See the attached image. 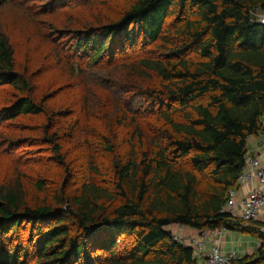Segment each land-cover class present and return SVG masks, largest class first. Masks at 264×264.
<instances>
[{
  "label": "trees",
  "instance_id": "obj_1",
  "mask_svg": "<svg viewBox=\"0 0 264 264\" xmlns=\"http://www.w3.org/2000/svg\"><path fill=\"white\" fill-rule=\"evenodd\" d=\"M255 5L264 0H94L89 18L65 29L89 67L150 47L109 63L130 86L117 91L123 102L104 90L120 107L105 129L97 115L80 128L82 106L49 110L53 99L42 94L54 82L33 94L0 32V87L15 92L0 105V125L19 128L0 138V264H198L165 228L178 224L248 232L261 242L247 264L264 261V231L231 221L224 207L247 139L264 128V24L250 18ZM53 49L61 66L83 73ZM136 86L158 121L125 106ZM30 134L50 148L56 173L47 166L29 177L11 154Z\"/></svg>",
  "mask_w": 264,
  "mask_h": 264
},
{
  "label": "rangeland",
  "instance_id": "obj_2",
  "mask_svg": "<svg viewBox=\"0 0 264 264\" xmlns=\"http://www.w3.org/2000/svg\"><path fill=\"white\" fill-rule=\"evenodd\" d=\"M52 2L53 7L50 8ZM93 3L94 0H0V32L7 35L13 44L17 66L21 72L27 74L33 94L36 95V92L42 91L50 81L54 82L42 94L44 99H53V103L47 106L49 110L62 106H65L63 109L82 106L83 112L78 113L81 114L79 127L90 124L97 115L105 117L99 122L100 126L105 129L111 127L114 117L118 115L116 110H119L120 107L109 105L111 99L104 90L113 91L118 97V101L123 102L117 91L125 92L127 86H130L128 80L123 81L119 78V73L122 70L109 63L125 57L147 55L150 47L145 48L139 43L134 46L133 51L125 56L120 57L119 53L116 59L101 62V67H89L88 56L82 58L75 46L76 35L65 29L73 26L74 20L79 16L88 17ZM172 21L174 24H178L180 20L172 18L168 23ZM54 46L60 48L62 53L73 57L70 64L74 68L77 67L74 64L79 62L83 67L81 69L83 73L78 75L76 70L69 69L65 63L61 66L58 55L53 49ZM72 47H75L76 50ZM155 51L157 54L164 53L158 47L154 49ZM79 56L82 60L78 59ZM112 81L113 83H111ZM143 86L134 87L132 94H123L129 98L125 106L131 108L132 112H139L141 116H146L147 120L154 123L155 120L158 121V118L156 114L150 112L153 108L152 102L146 97L136 96L137 91L142 90ZM13 93H15L14 90L9 87H0V105L8 102ZM108 105V114L104 115L102 110H105ZM69 112L70 110L66 111V114ZM36 118L40 119V117ZM36 118H33L35 126ZM15 122L1 123L0 130L3 133L0 138L7 135L11 138L16 135L17 132L14 130L19 128ZM36 138L37 134H30L28 141L27 138H23L25 142L12 147L15 148V151L11 154L16 155V160L26 170L29 177L35 176L39 170L42 171L47 166L51 172L56 173L54 154L49 147L44 146L43 148L38 145ZM4 146L2 144V148ZM165 228L168 229L169 226H165Z\"/></svg>",
  "mask_w": 264,
  "mask_h": 264
},
{
  "label": "built area",
  "instance_id": "obj_3",
  "mask_svg": "<svg viewBox=\"0 0 264 264\" xmlns=\"http://www.w3.org/2000/svg\"><path fill=\"white\" fill-rule=\"evenodd\" d=\"M248 12L252 21L264 24V7L255 5ZM260 136L264 139V128L261 130ZM239 174L236 184L251 185L254 180H258L261 187L258 189L251 187L249 189L248 194L243 196L239 202V210L234 201L235 190L230 188L229 197L224 207L231 221L248 223L256 219L258 214L264 211V189H262L264 186V167L260 163L259 157H249L245 161L244 169ZM226 229L227 227L210 228V234L213 236L221 235ZM173 239L191 247L198 256L204 259L205 264H236L240 259L233 249L223 252L219 239H215L214 244L209 249H206L204 234L194 235V237L185 239L173 233Z\"/></svg>",
  "mask_w": 264,
  "mask_h": 264
},
{
  "label": "crops",
  "instance_id": "obj_4",
  "mask_svg": "<svg viewBox=\"0 0 264 264\" xmlns=\"http://www.w3.org/2000/svg\"><path fill=\"white\" fill-rule=\"evenodd\" d=\"M262 122L264 125V117L262 118ZM247 141H248L247 152L245 156L246 160L249 159V157H259L260 163L264 167V139L260 136L259 133L256 136H250L247 139ZM244 167L242 169H244ZM251 187L253 189H258L261 186L258 180H254V182L251 185H247V184L235 185L234 201L236 203V206L238 207V210L240 209L239 206L240 200L242 199L243 196L248 194L249 189ZM262 189H264V186ZM244 226L245 227L247 226L249 228H255L258 230L260 229L264 231V211L260 212L256 219H253L252 221L245 223ZM169 229L174 234L180 235L182 238L185 239L189 237H194V235L204 234L206 240L205 243L206 249H209L214 244L215 239H219L220 247L222 248L223 252H227L228 250L233 249L240 257L238 261L243 260L238 264H247L249 262L255 261L259 257L257 251L259 249L261 240L249 234L248 232L231 230L227 228L223 234L213 236L210 234V229L197 230L179 224L170 225ZM193 256L197 258L198 264H205L204 259L198 256L194 251H193ZM260 264H264V261L261 262Z\"/></svg>",
  "mask_w": 264,
  "mask_h": 264
}]
</instances>
